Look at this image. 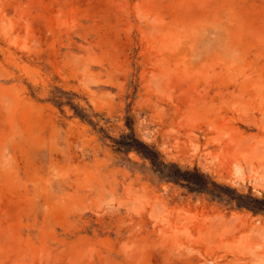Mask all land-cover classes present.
Segmentation results:
<instances>
[{
  "label": "rangeland",
  "instance_id": "374dc122",
  "mask_svg": "<svg viewBox=\"0 0 264 264\" xmlns=\"http://www.w3.org/2000/svg\"><path fill=\"white\" fill-rule=\"evenodd\" d=\"M129 122L225 195L119 151ZM239 194L264 199V0H0V264H264Z\"/></svg>",
  "mask_w": 264,
  "mask_h": 264
},
{
  "label": "trees",
  "instance_id": "16d2710c",
  "mask_svg": "<svg viewBox=\"0 0 264 264\" xmlns=\"http://www.w3.org/2000/svg\"><path fill=\"white\" fill-rule=\"evenodd\" d=\"M131 132L123 134L118 140L115 141V146L119 151L128 152L136 150L140 152L144 157L149 159L158 172L167 179H170L182 186L188 188L192 192H206L213 196L216 193L225 195L224 192L219 189V186L210 180L208 176L200 172L198 168L193 170H183L177 164H165L160 160V154L154 147L144 143L137 135L129 122ZM227 195V194H226ZM230 199L236 200L238 206H245L254 212H264V199L254 198L252 196L238 195L237 198L230 196Z\"/></svg>",
  "mask_w": 264,
  "mask_h": 264
},
{
  "label": "bare ground",
  "instance_id": "6f19581e",
  "mask_svg": "<svg viewBox=\"0 0 264 264\" xmlns=\"http://www.w3.org/2000/svg\"><path fill=\"white\" fill-rule=\"evenodd\" d=\"M252 154H254L253 156H256V157H258V155H257V153L256 152H252ZM250 155L251 154H249L248 156L246 155V157L245 158H247V159H254V157H250ZM248 161V160H247ZM248 244L247 243H243L241 246H239L240 248L242 247H246Z\"/></svg>",
  "mask_w": 264,
  "mask_h": 264
}]
</instances>
